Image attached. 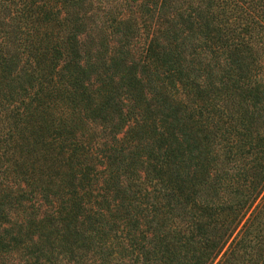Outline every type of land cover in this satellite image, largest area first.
Listing matches in <instances>:
<instances>
[{
    "label": "trees",
    "instance_id": "trees-1",
    "mask_svg": "<svg viewBox=\"0 0 264 264\" xmlns=\"http://www.w3.org/2000/svg\"><path fill=\"white\" fill-rule=\"evenodd\" d=\"M0 264H264V0H0Z\"/></svg>",
    "mask_w": 264,
    "mask_h": 264
}]
</instances>
